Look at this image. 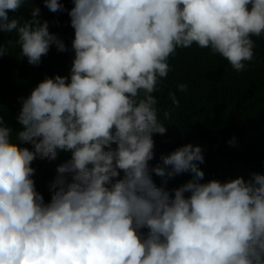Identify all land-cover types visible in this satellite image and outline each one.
I'll return each mask as SVG.
<instances>
[{
	"label": "clouds",
	"instance_id": "obj_1",
	"mask_svg": "<svg viewBox=\"0 0 264 264\" xmlns=\"http://www.w3.org/2000/svg\"><path fill=\"white\" fill-rule=\"evenodd\" d=\"M25 2L0 0V32L15 31L8 44L38 66L52 46L66 47L36 18L39 8L23 23L9 20ZM73 3L70 82L46 77L17 116L16 139L32 151L11 141L0 117V264H264V175L200 183L202 149L187 144L151 169L158 177L191 174L170 195L148 165L153 134L166 132L152 93L171 71L169 57L195 44L246 70L251 37L264 36V0ZM44 4L65 10L58 0ZM57 150L72 155L57 168L45 203L30 165L56 159Z\"/></svg>",
	"mask_w": 264,
	"mask_h": 264
},
{
	"label": "trees",
	"instance_id": "obj_2",
	"mask_svg": "<svg viewBox=\"0 0 264 264\" xmlns=\"http://www.w3.org/2000/svg\"><path fill=\"white\" fill-rule=\"evenodd\" d=\"M58 3L64 11H49L44 0H26L16 12H8L9 20L21 19L23 23L31 19L33 8H39L36 18L42 23L46 21L50 34L64 43L65 52H58L52 46L38 66L28 64L21 56L19 45L8 44L9 40L18 38L15 31L0 32V45L6 49V54L0 57V117L12 130L11 141L30 151L33 150L30 144L16 139L17 133L23 130L17 121L23 100L46 77L59 75L68 78L66 83L70 82L74 29L70 26L68 11L74 3L73 0H58ZM251 39L255 43L254 59L246 63V70L241 72L233 70L210 49H201L195 44L177 48L169 57L171 71L152 93L157 100L158 121L166 132L153 134V159L148 165L154 184L170 195L187 183L191 174L158 177L151 169L163 167L162 156L187 144L202 149L204 163L198 167L204 178L200 183L216 180L223 184L236 178L248 181L254 173L264 175V36ZM180 84L187 85V91H179ZM169 93L175 94L178 106L173 105ZM115 147L112 145L113 149ZM71 155L70 151L57 150L56 159L37 157L31 163L34 169L31 179L45 203L50 202L49 186L58 175L57 168L69 161ZM121 178L123 172L116 179Z\"/></svg>",
	"mask_w": 264,
	"mask_h": 264
}]
</instances>
